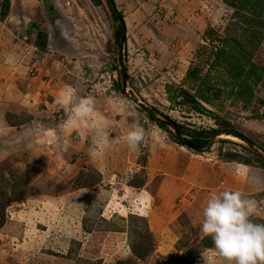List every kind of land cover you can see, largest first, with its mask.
Segmentation results:
<instances>
[{
	"label": "rangeland",
	"instance_id": "374dc122",
	"mask_svg": "<svg viewBox=\"0 0 264 264\" xmlns=\"http://www.w3.org/2000/svg\"><path fill=\"white\" fill-rule=\"evenodd\" d=\"M228 1L112 0L120 31L106 0H8L0 18V264H181L187 255L193 262L183 264H203L213 248L200 231L210 192L239 190L264 208L256 155L264 158V0ZM220 45L239 64L253 63L249 99L236 95L240 85L221 65L206 68ZM196 65L216 91L201 101L215 117L176 94L195 90L186 72ZM66 86L93 96L112 122L102 155H90L91 134L72 133L67 152L48 136L67 135L58 103ZM148 111L245 140L218 133L194 150ZM132 123L156 126L163 142L138 152L117 143Z\"/></svg>",
	"mask_w": 264,
	"mask_h": 264
},
{
	"label": "clouds",
	"instance_id": "9594fccd",
	"mask_svg": "<svg viewBox=\"0 0 264 264\" xmlns=\"http://www.w3.org/2000/svg\"><path fill=\"white\" fill-rule=\"evenodd\" d=\"M6 62L15 63V57L8 55ZM59 105L68 112L61 130L67 135L61 137L55 130L48 136L62 151L73 147L72 133L87 138L91 134L90 155H102L112 147L109 128L112 122L97 112L95 98L91 95L77 97V90L66 86L59 93ZM165 134L153 125L146 130L139 123L126 124V131L117 143L125 144L129 150L138 152L141 145L163 142ZM244 167V175L247 168ZM264 215V208L239 190L221 189L208 194L201 210L200 231L212 241V256L202 257L203 264H264V222L256 218Z\"/></svg>",
	"mask_w": 264,
	"mask_h": 264
},
{
	"label": "trees",
	"instance_id": "16d2710c",
	"mask_svg": "<svg viewBox=\"0 0 264 264\" xmlns=\"http://www.w3.org/2000/svg\"><path fill=\"white\" fill-rule=\"evenodd\" d=\"M95 1H98V0H95ZM111 1L112 0H106L107 4L109 5V9H110L112 17L115 18L119 22L118 29L121 31V29L123 28V22L120 17V14L117 11H115L113 6H110V4H112ZM244 1L246 2V4H248V6L253 5L254 3V1H250V0H244ZM228 2L233 8H240V5L243 1L242 0H229ZM7 8H8V0H0V18L5 14V11L7 10ZM252 11H256V10H252ZM258 13H264V8L261 9ZM258 13H255V14H258ZM221 39H222L221 42H224L225 40H227L225 39V37H222ZM229 41L233 43V46H236L238 48L239 40H237L234 37V38H230ZM212 48L213 49H210V53L212 54V60L209 61L206 59L207 62H210L209 65L206 62L204 63L208 65V67L206 68H212L215 65H221V71L226 72V74H229L230 77L233 80H237L238 84L240 85L234 91L236 92V95H238L239 97H245V100L249 99L251 96V92L248 91L246 93V90L243 88V86L248 87L247 77H249L253 71L252 70L253 63L247 60L248 67H246L245 65L239 64L237 56L234 55L233 53L226 55L225 49L222 47V45L217 46V47L212 46ZM200 71L201 69L199 65H196V66L190 67L186 72V77L188 79L196 81V87L193 92L188 91L187 89L179 88L176 94H178L181 97V102L188 103L190 108H192L194 111L198 113L206 114L210 117H213V116L215 117L216 115L209 109H206L202 105L201 101H203L204 103H209L211 99L214 97V92L216 91H214L215 89H211L210 85L208 84V77H207L208 73H200ZM254 77L256 79L255 81H257L259 76L258 74H256ZM148 116L159 127H165L166 122H168L171 125V127L174 129V133L172 135L174 138V141L178 143L179 145H185L186 147L192 148L194 150H199L203 146H205L208 142H211L209 141L210 137L211 136L213 137L217 135L218 133H231L233 135L241 137L234 131L222 129V127L220 126H217L216 128L200 127L196 129L194 128L188 129L182 124H178L175 121L169 119L166 115L164 116V120H162V119L154 118L153 114L149 111ZM180 135H183V136L181 137ZM241 138L245 140V138L243 137ZM256 155L258 156V163L260 164V166L261 167L264 166V158L261 157V155L257 153ZM202 245L203 243H201L200 246ZM194 256L192 258H190L188 255L185 256L184 259L181 260V264L184 263L185 259H187L188 263L193 262ZM140 257L141 256H139V258Z\"/></svg>",
	"mask_w": 264,
	"mask_h": 264
},
{
	"label": "water",
	"instance_id": "95a60500",
	"mask_svg": "<svg viewBox=\"0 0 264 264\" xmlns=\"http://www.w3.org/2000/svg\"><path fill=\"white\" fill-rule=\"evenodd\" d=\"M110 6H112V4H110ZM129 97H130V99H131L133 102L138 103V102L136 101V99H135L133 96L129 95ZM138 105H139L141 108L146 109L143 105H141V104H139V103H138ZM148 112H149V111H148ZM167 123H168V122H166V124H167Z\"/></svg>",
	"mask_w": 264,
	"mask_h": 264
}]
</instances>
